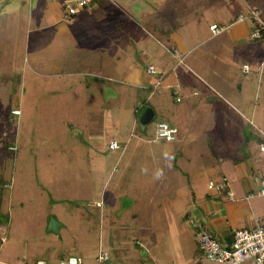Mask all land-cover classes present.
Segmentation results:
<instances>
[{
	"label": "rangeland",
	"instance_id": "374dc122",
	"mask_svg": "<svg viewBox=\"0 0 264 264\" xmlns=\"http://www.w3.org/2000/svg\"><path fill=\"white\" fill-rule=\"evenodd\" d=\"M131 1L136 13L140 7L152 9L151 13L128 18L121 17L119 4H109L110 10L92 6L89 18L73 23L61 17L67 1L0 0V234L5 237L0 264L30 262L28 253L43 255L47 264H58L57 257L63 253L80 257L82 264H95L100 249L109 253L106 264L197 260L191 223L179 226L178 215L188 196L179 193L182 186L171 176L163 180L169 172L159 170L155 162L160 143L129 133L132 123L127 113L132 116V103L148 96L136 91L132 78L154 63L153 54L169 44L165 33L182 21L192 23L189 44H203L194 49L192 56L198 57L189 63L203 59L208 45L221 43V35L213 36L208 25L225 26L218 11L228 16L234 8L241 11V4L238 0H175L161 9L153 0ZM116 19L119 25L114 27ZM233 51L231 59L239 66L241 60L236 58L243 49L230 50V56ZM212 54L210 66L217 60V52ZM178 66L198 78L196 67ZM223 67L221 63L220 70ZM69 70L81 73L65 76ZM229 70L232 74L233 68ZM236 73L242 81L243 75ZM247 77L253 82L250 96L259 89L261 94V73L249 72ZM219 78L222 88L205 93L215 97L214 104L199 98L191 122H207L215 129L223 123L217 114L219 104L228 101L225 87L229 91L235 83H230L229 74ZM78 81L89 83L91 89L77 92ZM66 86L71 90H64ZM157 93H162L161 87H156ZM162 94L166 95L160 100L169 102V93ZM155 103L153 99L145 103L155 110L146 127L150 137L156 122L166 119ZM13 108L21 113L13 115ZM90 112L94 113L91 125L87 124ZM111 140L123 151L109 147ZM170 144L173 149L174 143ZM179 167L189 169L182 162ZM47 217L59 223L58 234L47 231ZM200 259L201 264H221Z\"/></svg>",
	"mask_w": 264,
	"mask_h": 264
},
{
	"label": "crops",
	"instance_id": "0c3cea01",
	"mask_svg": "<svg viewBox=\"0 0 264 264\" xmlns=\"http://www.w3.org/2000/svg\"><path fill=\"white\" fill-rule=\"evenodd\" d=\"M66 1L68 3L72 0H61L63 4ZM172 1L175 0H153V3L155 2L159 8L163 9ZM51 2H54V0H51ZM131 2L133 1L98 0V2H93L92 0L91 3V0H88L84 9L77 12L72 18L65 16V8H63L61 17L73 23H79L80 19L91 16V13L87 12L90 7L100 6L106 10H110L109 6H115L114 4H119L117 10L120 11L121 17L130 18V16L135 14L137 16L134 17H147V14L151 13L152 9H145V7H140L136 13V10L131 9ZM158 2L160 3L157 4ZM237 3L241 4V11H235L234 8V12L228 16H225L224 12L218 11V14L222 16V20L226 23L225 26H218L215 23L208 25V28L212 24L220 28L217 34H211L213 36L220 34L221 38H219V41L221 43L208 45L204 49L205 54H203L204 56L202 55L203 59H194L193 63H189L190 59L198 57L196 55L192 56L194 49L203 44H189L193 38L189 39L190 34L187 35V33L192 30V23L190 21H182L180 27H176L172 31L169 30L168 33H165L166 37L164 38L166 41H169V44L163 47L164 50H159L153 54L154 63H148L144 67V74H136L132 78L136 91H145L148 96L140 98L139 103H132L131 110L133 117L131 116V111L129 112L130 114L127 113L132 123L129 133L145 141L160 143L158 145L159 154L155 157V162L158 164L157 168L161 171L169 172L170 175L165 174L163 180L171 176L173 182L177 183V186H182L179 193L188 196L184 211L178 215V218H180L179 226L184 222L191 223L194 244V225L196 224H201L208 229L221 243L229 242L231 233L236 228H254L257 224H264V193L259 194L261 190H264V151L259 150V144L264 140V91L258 94L257 92L260 89L256 90L254 96H250L253 82L251 78L247 77L249 72L250 74H255V72L259 71L261 73V81L263 82L264 80V39H261V37L252 38L250 36L254 30L251 18L239 19L240 16H245L250 9H254L264 24V0H238ZM43 6L47 7L46 3H43ZM104 14H107V12H104ZM182 15L184 16L182 20H185L184 12ZM116 16H118L117 12L113 16L114 19ZM200 16L202 15L200 14ZM117 20L116 23H112L114 27L119 25ZM233 49H243V52L241 53L240 51L239 57L236 58L241 60L239 66H236V60L233 61L231 59L234 57V51L232 52V56L229 54L230 50ZM212 52H217V60H214L216 62L215 65L210 66L209 61L215 58ZM72 63H77V61ZM221 63L224 65L222 70H220ZM178 65H183L186 68L190 66L196 67L198 78L194 80L188 74L189 69L184 68L185 70L179 71ZM243 65L248 66V72L242 71ZM148 66H153V73L147 71ZM229 68H233L232 74ZM237 70L244 77L242 81H240V78H237ZM186 72L188 73L186 74ZM59 73L63 74L62 66L59 69ZM76 73L81 72L69 70L65 72V76L76 75ZM228 74L233 77L230 83H235V88L231 85L228 91L227 85L225 87V95H230L227 96L228 101L225 100L228 103L224 102V106L217 103L220 107L217 114L222 116L220 120L223 123H219L215 129L207 125V122H203V124L191 122L192 114L199 108V98H205V101L209 104H214L215 97L205 93L210 92L213 88L215 90L221 89L223 83L222 85L219 84V77H227ZM75 85L77 92H81V90L89 91L91 89L89 83L78 81L75 82ZM157 86L161 87L162 93H169L167 94L169 102L168 100H160L166 94H154ZM256 88L258 89V85ZM64 90L69 91L71 87L66 86ZM148 99H153L154 102H157L155 103L157 109L160 111L161 116L166 118L159 121L167 122L177 128V135L174 140L165 141L155 138V126L159 121L154 125L153 136H147L146 127L148 123H141L140 112L145 107L146 100ZM170 101L171 105L169 104ZM150 108L153 110L154 117L155 110L152 107ZM93 114V112H90L88 115L87 124L89 125H91V115L94 116ZM208 117L210 116L208 115ZM138 124L143 127L139 128ZM184 124L185 126L183 127ZM88 128L91 129V127ZM14 129L16 130V128ZM197 142L198 146H196ZM170 143H174L173 149ZM199 146H203V149H199ZM122 148L117 147L114 149L123 151ZM144 158L145 162H151V158ZM169 158H172L171 163H169ZM193 160L195 161V165L190 166L189 164ZM181 162L188 164L189 169L183 167L187 172H184L183 168L180 169L179 163ZM180 170L186 175L183 176L181 174L184 178V180L182 178V181L179 178L182 176L175 175ZM208 184H213L214 187L208 188ZM218 184H223V186L217 189L215 186ZM227 191L232 193L230 198L226 195ZM171 194L173 193L171 192ZM100 202H96V208L99 207L97 204ZM98 215L100 214L98 213ZM106 216L105 218L110 219V217ZM136 217L137 215H135ZM51 218L54 217H47V226ZM111 222L114 223V221L110 220ZM47 231L54 233L48 229ZM0 237L2 238L0 244H3L5 237L3 234H0ZM22 242L26 245V240ZM104 252L107 254V259L100 264H106L108 261L109 253L107 251ZM98 253L94 256L95 264H97L96 257ZM34 254L28 253L27 256H30L31 261H23V264H47L43 257H41L43 255ZM63 254L65 257L70 256L66 253ZM60 258L58 256L57 260ZM243 264H251V262Z\"/></svg>",
	"mask_w": 264,
	"mask_h": 264
},
{
	"label": "built area",
	"instance_id": "2783aa9c",
	"mask_svg": "<svg viewBox=\"0 0 264 264\" xmlns=\"http://www.w3.org/2000/svg\"><path fill=\"white\" fill-rule=\"evenodd\" d=\"M88 0H72L67 3L65 8V16L74 14L78 9L87 5ZM241 18H252L257 21L260 27L264 28V24L259 19L256 10L250 9L245 16ZM212 34H217L220 31L215 24L209 26ZM250 36L252 38H260V31L258 28L254 29ZM149 73L154 72L153 66H148ZM243 72H248V66H242ZM19 109L14 108L11 113L19 114ZM155 138L158 140L171 141L177 135V128L164 121L157 122L155 126ZM109 146L117 148V144L112 141ZM259 150L264 151V140L259 144ZM223 184H218L215 187L221 188ZM214 187L213 184H208V188ZM261 190L259 194H263ZM227 197H231L232 193L227 191ZM0 240L2 238L0 237ZM194 240L196 248L200 251L201 256L211 262L221 264H243L251 262V264H264V224H257L254 228H236L231 233L230 241L221 243L218 238L206 229L201 224L194 225ZM107 259V254L100 251L96 257L97 264ZM58 264H82L80 257L66 256L58 260Z\"/></svg>",
	"mask_w": 264,
	"mask_h": 264
},
{
	"label": "water",
	"instance_id": "95a60500",
	"mask_svg": "<svg viewBox=\"0 0 264 264\" xmlns=\"http://www.w3.org/2000/svg\"><path fill=\"white\" fill-rule=\"evenodd\" d=\"M140 116L142 123L147 124L153 118V110L150 107L145 106L142 108ZM58 227L59 223L56 221V219L51 218L48 222L47 229L51 230L54 233H58Z\"/></svg>",
	"mask_w": 264,
	"mask_h": 264
},
{
	"label": "trees",
	"instance_id": "16d2710c",
	"mask_svg": "<svg viewBox=\"0 0 264 264\" xmlns=\"http://www.w3.org/2000/svg\"><path fill=\"white\" fill-rule=\"evenodd\" d=\"M93 2H98V0H93ZM91 3H92V0H91ZM84 7L78 9L74 14L69 15V18H72L73 16H75V14H77V12H79L80 10L84 9ZM250 20L253 23V28L254 29L258 28L259 29L261 39H264V28L260 27V25L257 22H255L252 18ZM195 250H196L195 253L197 255V257H196L197 260L195 262L191 263V264H201V259H200L201 258V253H200V251L197 248H195ZM101 263H103V262H101Z\"/></svg>",
	"mask_w": 264,
	"mask_h": 264
}]
</instances>
